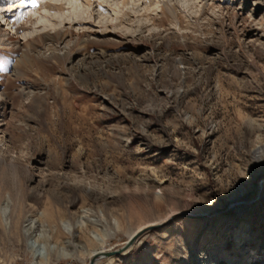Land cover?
<instances>
[{
	"label": "rangeland",
	"instance_id": "1",
	"mask_svg": "<svg viewBox=\"0 0 264 264\" xmlns=\"http://www.w3.org/2000/svg\"><path fill=\"white\" fill-rule=\"evenodd\" d=\"M23 1L0 0V264L164 222L94 264H264V0Z\"/></svg>",
	"mask_w": 264,
	"mask_h": 264
},
{
	"label": "bare ground",
	"instance_id": "2",
	"mask_svg": "<svg viewBox=\"0 0 264 264\" xmlns=\"http://www.w3.org/2000/svg\"><path fill=\"white\" fill-rule=\"evenodd\" d=\"M122 1V4H126L128 1L130 0H121ZM147 4H151L153 3V0H146ZM208 0H200V3L203 5V6H206V3H207ZM77 4L79 5H82V4H85V5H88V6H91L92 4H94L93 0H60L59 3H53L52 0L51 1H47V0H40V3H39V6L36 7V8H32L31 7V4H30V0H24L22 2V6L18 7L20 9H15V10H10L11 12L9 13H14V11H16V14H21L22 18H21V21L23 22H28V21H33V20H39V19H42L46 16L42 15V12H46V11H54V10H60V11H63V10H66V9H70V8H74ZM98 5L103 9L105 8V5L104 3L102 2H98ZM12 5H10L11 7ZM14 9V8H13ZM114 9V8H113ZM7 11V10H6ZM9 11V10H8ZM164 11H166L167 13H169L172 17H176V14H175V10L169 5V3L166 1L164 3ZM10 16V15H8ZM130 17V14H127V17ZM28 19V20H26ZM89 19L87 18H84V19H80L78 23L80 22H89L88 21ZM11 23H13V20L10 21ZM5 152V151H4ZM4 155V154H3ZM261 158L262 155H263V151L262 150H259L258 151V154ZM5 157V156H4ZM263 177V176H262ZM261 185V184H260ZM7 214V209L6 208H0V217L2 218L3 215H6ZM0 218V219H1ZM173 217L170 219L172 220ZM167 224V222H164ZM162 224V223H161ZM35 224L32 222L30 224V229L34 228ZM153 226V225H151ZM146 226L140 228L138 231L134 232L131 234V237L134 236L136 233H138L139 231H141L142 229H144ZM101 251H95L93 252V255L94 256L96 253H100ZM49 256L47 257H42L43 258V262H47L50 261V259L48 258ZM42 261L38 264H44Z\"/></svg>",
	"mask_w": 264,
	"mask_h": 264
},
{
	"label": "water",
	"instance_id": "3",
	"mask_svg": "<svg viewBox=\"0 0 264 264\" xmlns=\"http://www.w3.org/2000/svg\"><path fill=\"white\" fill-rule=\"evenodd\" d=\"M264 176V173L261 174V177ZM182 215V214H180ZM166 225V223H162V224H157V225H153V226H149V227H146L144 229H142L141 231H139L138 233H136L134 236L130 237L127 239V241L121 246L119 247L118 249L116 250H113V251H101L100 253H96L89 264H94V262L96 260H98L99 258L101 257H107V256H110V255H119V254H122L124 251H126L129 247H131L134 243V241L136 240V238L142 233L144 232L146 229H151V228H154V227H164Z\"/></svg>",
	"mask_w": 264,
	"mask_h": 264
},
{
	"label": "snow or ice",
	"instance_id": "4",
	"mask_svg": "<svg viewBox=\"0 0 264 264\" xmlns=\"http://www.w3.org/2000/svg\"><path fill=\"white\" fill-rule=\"evenodd\" d=\"M53 3H58L59 0H52ZM40 0H30V4L32 8H36L39 6Z\"/></svg>",
	"mask_w": 264,
	"mask_h": 264
}]
</instances>
